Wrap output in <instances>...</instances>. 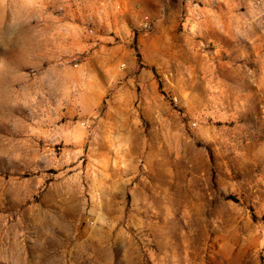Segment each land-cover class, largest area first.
<instances>
[{
    "label": "rangeland",
    "instance_id": "obj_1",
    "mask_svg": "<svg viewBox=\"0 0 264 264\" xmlns=\"http://www.w3.org/2000/svg\"><path fill=\"white\" fill-rule=\"evenodd\" d=\"M0 264H264V0H0Z\"/></svg>",
    "mask_w": 264,
    "mask_h": 264
},
{
    "label": "built area",
    "instance_id": "obj_2",
    "mask_svg": "<svg viewBox=\"0 0 264 264\" xmlns=\"http://www.w3.org/2000/svg\"><path fill=\"white\" fill-rule=\"evenodd\" d=\"M149 26H150V19L148 18V16H144L143 19L141 20V28L143 30H146L148 29ZM122 67H124V65Z\"/></svg>",
    "mask_w": 264,
    "mask_h": 264
}]
</instances>
